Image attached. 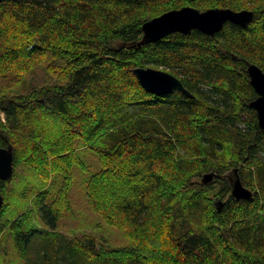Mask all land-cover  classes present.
Returning <instances> with one entry per match:
<instances>
[{
	"label": "trees",
	"instance_id": "1",
	"mask_svg": "<svg viewBox=\"0 0 264 264\" xmlns=\"http://www.w3.org/2000/svg\"><path fill=\"white\" fill-rule=\"evenodd\" d=\"M185 7L253 20L142 42L146 22ZM251 65L264 72V0H0V147L15 167L0 180V264H264ZM139 68L192 96L148 92ZM231 169L251 198L230 195ZM83 177L97 223L125 246L60 229Z\"/></svg>",
	"mask_w": 264,
	"mask_h": 264
},
{
	"label": "water",
	"instance_id": "2",
	"mask_svg": "<svg viewBox=\"0 0 264 264\" xmlns=\"http://www.w3.org/2000/svg\"><path fill=\"white\" fill-rule=\"evenodd\" d=\"M253 20V13L250 11L237 12L231 9H210L200 11L195 8L185 7L179 10H172L156 17L143 26V43L158 41L172 33L190 34L194 30L201 31L208 35H215L220 32L227 22L247 26ZM251 77V84L257 91L259 97L251 104L258 113V122L264 131V73L251 65L248 69ZM135 74L148 92L156 95L173 94L181 92L187 97L192 94L184 87L183 83L174 75L163 70L154 68H139ZM14 154L11 148L0 147V180L9 181L14 175ZM218 175L216 173L206 174L202 183L212 182ZM232 196L238 200L249 199L252 193L245 189L240 179L233 182ZM4 197L0 193V214L4 206Z\"/></svg>",
	"mask_w": 264,
	"mask_h": 264
},
{
	"label": "rangeland",
	"instance_id": "3",
	"mask_svg": "<svg viewBox=\"0 0 264 264\" xmlns=\"http://www.w3.org/2000/svg\"><path fill=\"white\" fill-rule=\"evenodd\" d=\"M157 70H162V69H157ZM39 74L42 76L43 72L40 70ZM39 74L36 73L34 76H37ZM30 79H31V83L32 81L35 82V79H32L31 77ZM95 164L96 163L91 162L92 165L91 168L92 171L94 172L97 171L95 169ZM236 168H238V166ZM231 170L232 172L226 173V180L230 182V189H231L230 195L232 196L233 182L237 179L238 175L234 173L233 169ZM91 174L92 173H90L89 175ZM84 180H85L84 177L80 178L71 190L70 197L72 201L73 212L68 214L63 219L60 225V229L64 232H68V231H75L74 229L79 230L81 227H84L85 229L95 232V234L101 237L103 240L105 238L107 243L111 244L112 247L125 246L128 243V241L123 238V236L119 233V231L116 228L97 223L96 219L98 215L94 214L86 204V200L84 197V193H85ZM208 184H204V185H208ZM220 187L221 185L217 184L213 190L219 191Z\"/></svg>",
	"mask_w": 264,
	"mask_h": 264
},
{
	"label": "bare ground",
	"instance_id": "4",
	"mask_svg": "<svg viewBox=\"0 0 264 264\" xmlns=\"http://www.w3.org/2000/svg\"><path fill=\"white\" fill-rule=\"evenodd\" d=\"M250 28H251V26H250ZM241 29H242V28H241ZM243 29H244V28H243ZM177 77H178V76H177ZM169 96H170V95H169ZM157 98H160V97L157 96ZM163 98H164V97H163ZM173 99H174V98H173ZM159 104H160V103H159ZM75 141H76V140H75ZM76 142H77V141H76ZM247 180H248V179H247ZM242 182H243V181H242ZM250 184H251V183H250ZM191 201H192V200H190V202H191ZM184 202H185V201H184ZM190 202H189V203H190ZM194 202H195V201H194ZM182 203H183V202H182ZM182 205H184V204H182ZM185 205H186V204H185ZM197 210H198V208H197ZM197 212H200V210H198ZM200 215H201V214H200ZM202 215H203V214H202ZM204 216H205V215H204Z\"/></svg>",
	"mask_w": 264,
	"mask_h": 264
},
{
	"label": "flooded vegetation",
	"instance_id": "5",
	"mask_svg": "<svg viewBox=\"0 0 264 264\" xmlns=\"http://www.w3.org/2000/svg\"><path fill=\"white\" fill-rule=\"evenodd\" d=\"M259 97V96H258Z\"/></svg>",
	"mask_w": 264,
	"mask_h": 264
}]
</instances>
